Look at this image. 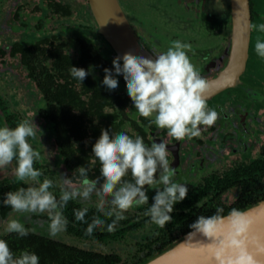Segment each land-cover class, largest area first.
I'll return each mask as SVG.
<instances>
[{
	"label": "clouds",
	"instance_id": "9594fccd",
	"mask_svg": "<svg viewBox=\"0 0 264 264\" xmlns=\"http://www.w3.org/2000/svg\"><path fill=\"white\" fill-rule=\"evenodd\" d=\"M264 32V23L256 26ZM257 54L264 57V42L257 41ZM191 45L179 40L154 59L133 52H125L112 61V69L104 68L102 81L109 91L119 86L118 77H123L127 94L134 108L144 118L154 116V123L159 129H166L168 136L176 140L194 138L201 135V126L211 127L219 118L214 109H209L205 92L207 80L196 69L188 55ZM122 61V63H121ZM72 66L70 74L83 82L92 72ZM39 127L33 120H22L15 127L0 126V172L11 171L20 181L30 182L28 187L9 191L0 200V205L8 206L16 213H47L48 234L55 238L66 230L67 219L63 209L70 200L77 198L87 201L95 193L101 197H111L110 201L100 199L98 211L107 217H114L107 224V231L116 230L123 215L134 205L148 202L145 186L159 182L163 185L152 197V205L146 215L152 223L164 228L172 221L174 206L187 198L189 188L185 184L173 181L175 170L169 164L168 145L161 141L146 145L140 136L132 137L124 132L112 134L110 129H101L100 136L92 145V153L100 163V175L95 179L88 176L89 169L78 166L76 172L80 179L79 187L66 173H62L63 186L59 199L50 191L53 181L44 178L42 172L34 167L41 153L34 149L29 139L35 137ZM15 161V167H11ZM131 174L132 181L124 179ZM159 179L157 181V174ZM103 181V182H101ZM111 208L105 211V205ZM88 209L75 211V218L84 221ZM223 209H217L212 216H198L189 225L191 231L187 236L202 235L207 241L218 244L217 259L221 254L229 258L221 264H261L256 255L248 248L244 236L246 223L233 221L231 231L220 234L224 217ZM233 217L241 214L233 209ZM104 221L94 218L88 224L86 232L91 235L95 229L104 226ZM7 233H16L20 237L29 235V229L18 219H9L5 228ZM39 256L34 252L23 251L14 255L5 239H0V264H39Z\"/></svg>",
	"mask_w": 264,
	"mask_h": 264
},
{
	"label": "flooded vegetation",
	"instance_id": "af4514ba",
	"mask_svg": "<svg viewBox=\"0 0 264 264\" xmlns=\"http://www.w3.org/2000/svg\"><path fill=\"white\" fill-rule=\"evenodd\" d=\"M139 1L147 2L146 0ZM189 2H192L196 7L197 12H195V8L191 9L189 13L175 12L171 14H142L141 9L140 12L135 10L138 11V14H133L131 18L133 24L131 29L154 57L167 51L168 47L163 44L172 43L176 40L193 39L191 51L188 52V55L196 69L209 82L220 77L229 65L233 42L232 17L229 11L227 13L222 12V17L202 12L200 4L203 0H189ZM147 3L153 4L155 0H150ZM256 4L262 5L264 0H247L249 27L246 50L243 53L241 64L239 63L236 71L232 69L231 73L235 72L236 74L234 82L240 80L241 83L233 86V82V84L227 85L206 98L208 108L216 110L219 114V118L213 126H201L199 137L185 138L178 141L168 136L166 129H159L152 123L154 116L147 118L149 124L146 120L147 125H143L141 120L144 117L140 116L136 109L131 111L130 120L135 128H139L138 125L141 126L142 130L140 131L143 132L134 131L135 137L143 136L145 144L149 146L153 142L160 143L161 141L168 145L169 164L175 170V175L172 178L174 182L181 184L195 181L189 182V185H187L189 192L196 191V188L207 180L236 182L234 187H229L221 195L220 203L216 198H211V195H208V198H205L208 208L237 207L239 204L246 202L247 197L253 198L255 195L262 194V184H264V162L262 158L264 153V57L251 50V44L253 39L256 43L257 41L264 42V32L257 35V37L251 34V24L255 18L254 7ZM79 6H82L88 12V18H90L88 7L78 4L76 0H17L11 13L6 14V18L9 23H12L15 32L10 33V28L5 29V27L0 30V72L4 69L18 68V65L22 67L19 55L12 51L14 47L18 45L28 46L39 40L58 37L63 40H85L101 54L108 51L109 53L106 56L112 62L114 54L108 44L106 45L104 42L98 44L92 39L87 40L78 37L79 31L90 29L82 18L76 19L77 14L74 13L73 8H79ZM184 9L186 10V6H184ZM143 15L148 22H143L144 18H141ZM72 22H75L79 29L76 27L70 28ZM196 25H203L205 28L199 29L200 32L195 37L193 31ZM143 26H145V29ZM159 36L167 40L160 41ZM71 52L69 51V53ZM232 62L234 65L235 54ZM200 69L202 70L200 71ZM25 79L30 87L31 84L26 78V73ZM30 88L33 89L32 86ZM33 91L37 95L36 99H39L37 116L39 120L44 121L38 115V108L41 105L39 95L34 89ZM4 122L8 127H15L6 118ZM49 131L51 137L50 140L48 138L49 143L46 144L47 155L49 160L54 161L57 155L51 129ZM54 165L57 170L61 171V174L66 173L69 178L72 177L71 171L67 173L61 164L57 162ZM34 167L37 169L41 166L34 164ZM158 179L159 173L157 174V181ZM73 183L76 187L80 185V181H73ZM243 186L244 190L242 189ZM162 188L163 185L159 182L145 186L148 202L144 205H134L132 209L140 214L138 213L135 217H125V219H131L130 222H135L147 217L146 212L152 205V197L158 189ZM51 189L50 191L55 195H60L59 189ZM82 206L97 208V205ZM105 208L109 210L111 207L105 205ZM154 225L151 223L146 224L137 231L125 233L116 241L108 242H119L128 234L134 235L145 232V237L135 244L137 247L136 253L129 259L135 260L142 257L146 252L143 246L147 241L157 236L156 231L159 226Z\"/></svg>",
	"mask_w": 264,
	"mask_h": 264
},
{
	"label": "trees",
	"instance_id": "16d2710c",
	"mask_svg": "<svg viewBox=\"0 0 264 264\" xmlns=\"http://www.w3.org/2000/svg\"><path fill=\"white\" fill-rule=\"evenodd\" d=\"M12 51L19 55L26 78L39 95L41 105L38 108V115L49 124L58 163L67 173L71 171L72 177H70L73 181L79 182L81 179L75 171L78 166L89 169L90 179L100 175L101 166L92 153V145L100 136L101 129H110L112 134L124 132L132 137H135L134 131L142 132L141 126L137 124L139 128H135L130 120L131 111L135 108L127 94L123 77H118L119 86L113 91L101 88L96 81L97 78H104V68L113 67L106 56L108 51L101 54L85 40H63L59 37L39 40L28 46L18 45ZM72 66L85 70L90 66L93 68L91 74L80 82L71 76ZM146 120L148 119L142 118L143 125H147ZM142 138L144 139L143 136ZM262 158L264 162V153ZM124 179L132 181L131 174L129 173ZM235 184L236 182L225 180H207L197 187L196 191L189 192L185 200L174 206L172 221L164 228L158 227L157 236L149 239L143 246L146 250L144 255L135 260L123 261L115 253L82 250L30 232L25 237H20L16 233H6L0 236V239L8 242L16 256L23 251L34 252L40 258L39 264H141L157 251L190 232L189 225L198 216H212L216 214L217 209H223L221 215L224 217L233 209L240 211L264 200V184H262V194L253 198L247 197L246 202L237 207L208 208V203L205 201L208 195L216 198L220 203L221 195ZM20 187L26 186L15 179L0 182V200L5 193L16 191ZM242 189L244 190V186ZM59 196L56 195L57 199ZM83 208L85 207L72 200L67 203L63 214L68 223L63 232L98 244L116 241L127 232L137 231L149 223L154 224L150 216L135 222H130L131 219H123L119 221L115 231L109 232L107 224L111 223L114 217H107L97 208L89 207L84 221H78L75 218V211ZM10 209L8 206L0 205V217ZM107 210L105 208V211ZM94 218H99L105 223L103 227L95 229L89 235L86 229ZM44 219L48 221L46 214Z\"/></svg>",
	"mask_w": 264,
	"mask_h": 264
},
{
	"label": "rangeland",
	"instance_id": "374dc122",
	"mask_svg": "<svg viewBox=\"0 0 264 264\" xmlns=\"http://www.w3.org/2000/svg\"><path fill=\"white\" fill-rule=\"evenodd\" d=\"M17 0H0V30L5 27L10 28L9 32L13 33L15 32L12 28V23H9V20L6 18L7 13H11V11L14 8V5ZM78 4H82L88 7L89 6L86 0H76ZM117 3V6L119 8V11L121 15L123 16V19L132 32L133 36L137 40V42L140 44L142 49L152 58L155 57L146 49L145 45H143L140 40L135 36L134 32L131 29V26L133 24L131 23V18L133 17V14H138V11L140 10L142 14L146 13H189L190 10L193 8L196 9V7L192 4V2H189V0H155V3L149 4L147 2H150V0L145 1H139V0H115ZM184 6H186V10L184 9ZM202 12L209 13L211 15H215L216 17H222V12L227 13L228 11V0H203L200 4ZM135 10H138L137 12ZM73 11L75 14H77V20L83 19L85 23L89 26V30L86 31H79L78 37L85 38L87 40L92 39L94 42L98 44H106L103 37L98 33L96 24L93 21V18L90 14V18L88 15V12L83 9L82 6H79V8H73ZM139 11V12H140ZM198 10L196 9L195 12ZM90 13V12H89ZM254 13L255 18L253 20V23L251 24V34L257 35L261 34L256 26L259 24L264 23V4L259 5L256 4L254 7ZM149 18V16H147ZM141 18H144L143 22H148L147 18L143 15ZM89 19L88 21H86ZM171 26V25H170ZM78 28L75 22L71 23L70 28ZM145 29V26H143ZM205 27L203 25L201 26H194L193 35L196 37L197 34H199V29L202 30ZM79 29V28H78ZM74 32V31H73ZM75 33V32H74ZM160 41L167 40L166 38H163L162 36L158 37ZM183 43L192 44L193 39L188 40H180ZM173 42V41H172ZM166 47H170L172 43L163 44ZM256 42H253L251 44V50H255ZM252 51V52H253ZM104 55V54H103ZM202 69H200L201 71ZM98 85L106 89L105 86H103L102 81L103 79H96ZM241 81L234 82L233 86H236L237 84H240ZM31 87V86H30ZM28 83H26L25 79V71L24 69L18 65V68L13 69H4L2 72H0V126H4L5 122L4 119L6 118L8 122H12L14 126H16L20 121L28 119L33 120L39 129L37 130V133L35 137H32L29 139V142L32 144L34 149L39 151L41 153V157L39 160L35 162V164H38L41 166L40 168H37L42 172V176L39 178L40 182L43 181L44 178L51 179L53 181V189H59L61 190V187L63 186V179L62 174L60 170L56 169V164L58 162L57 157L55 160H49V157L47 155V145L48 138L50 140L51 134H50V127L47 122L39 120L37 116V104L39 99L37 98V95L31 90ZM11 167H15V161H13V164ZM9 174H12L10 169L8 171ZM12 179H15L19 181L18 178H16L13 174L10 177H6L2 181H11ZM25 183L26 187L29 186L30 182L28 181H22ZM189 182H195V181H189ZM189 182L187 183H181L185 185H189ZM193 184V183H191ZM52 190V189H51ZM105 199L106 201H110L111 197H101L93 193L89 200L84 201L82 199H75L79 204L82 205H97L100 199ZM111 207L110 204H106ZM133 208V207H132ZM129 209L127 212H125L123 215L128 217H135L138 213L135 212L133 209ZM136 209V208H135ZM141 212V210H140ZM136 213V214H135ZM47 215V213H16L13 212L12 209L5 212L3 217H0V236L6 234L5 231L7 221L9 219H18L21 223L25 225L26 228H28L30 233H35L42 235L44 237H47L51 240L58 241V242H64L70 246L77 247L82 250L87 251H98V252H112L116 253L120 256V258L123 261H129L131 256H133L136 253V243L141 241L146 233L140 232L138 234L134 235H127L119 242H108L105 245H100L96 243H92L89 241L78 239L74 236L68 235L64 232H61L58 234L55 238H50L48 234V221L44 219V215ZM140 214V213H139Z\"/></svg>",
	"mask_w": 264,
	"mask_h": 264
},
{
	"label": "water",
	"instance_id": "95a60500",
	"mask_svg": "<svg viewBox=\"0 0 264 264\" xmlns=\"http://www.w3.org/2000/svg\"><path fill=\"white\" fill-rule=\"evenodd\" d=\"M86 1L97 31L108 44L114 54V58L122 56L129 51L135 55L151 58L142 49L126 25L115 0ZM228 11L232 17L233 30L229 65L220 77L208 82L205 98L227 85L233 84L236 77L235 72L228 76L226 73L232 69L236 71L239 63L242 62L243 53L246 50L249 27L247 0H228ZM234 54L235 64L233 65L232 58ZM11 175L8 171L0 172V181ZM238 212L241 214L239 217H233L230 214L224 216L220 234H226L231 231L235 220L246 223L247 228L241 239L247 242L248 248L256 255L261 264H264V200ZM188 233L157 251L141 264H221V261L229 258L222 253L220 258L217 259L218 244L215 241H207L200 234L188 237Z\"/></svg>",
	"mask_w": 264,
	"mask_h": 264
},
{
	"label": "bare ground",
	"instance_id": "6f19581e",
	"mask_svg": "<svg viewBox=\"0 0 264 264\" xmlns=\"http://www.w3.org/2000/svg\"><path fill=\"white\" fill-rule=\"evenodd\" d=\"M232 73V70H230L228 73H226L227 74V76L229 75V74H231Z\"/></svg>",
	"mask_w": 264,
	"mask_h": 264
}]
</instances>
